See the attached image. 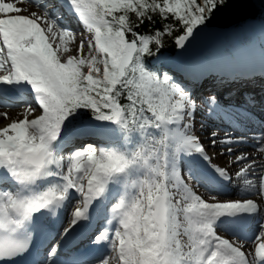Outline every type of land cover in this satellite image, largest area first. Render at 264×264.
<instances>
[{"label": "snow or ice", "instance_id": "snow-or-ice-1", "mask_svg": "<svg viewBox=\"0 0 264 264\" xmlns=\"http://www.w3.org/2000/svg\"><path fill=\"white\" fill-rule=\"evenodd\" d=\"M62 2L90 34L80 40L76 55L69 54L75 38L70 28L54 24L46 14L20 15L22 8L0 0V82H27L36 105L24 106L25 119L0 128V168L19 186L15 193L0 191V264L30 250L33 234L17 229L74 191L79 204L47 248L44 264H55L61 242L87 220L109 179L134 164L146 167L148 175L133 185L139 189L135 196L112 205L106 221H116L112 234L92 233V243L111 245L112 255L97 264H113L114 259L115 264H264V224L251 238L221 235L214 226L222 215L264 211V161L257 164L256 158L228 146L246 136L217 139L212 131L205 141L195 134V101L172 72L148 63L161 57L165 38L184 50L231 0ZM215 99L207 98L210 104ZM77 109H88L96 120L125 133L139 132L142 142L127 155L86 144L61 156L52 145ZM256 145L264 156V136L256 137ZM181 153H197L221 177L243 181L249 198L221 199L201 191L175 171ZM233 156L230 163L214 162ZM51 176H59L61 183L31 189L38 179Z\"/></svg>", "mask_w": 264, "mask_h": 264}, {"label": "trees", "instance_id": "trees-1", "mask_svg": "<svg viewBox=\"0 0 264 264\" xmlns=\"http://www.w3.org/2000/svg\"><path fill=\"white\" fill-rule=\"evenodd\" d=\"M261 2V0H231V6L218 11L208 24L226 26L235 23L244 17L253 15ZM158 24L159 22H157V26ZM145 30L142 29V31ZM165 39L166 48L163 50L173 51L175 47L174 43L168 40V38Z\"/></svg>", "mask_w": 264, "mask_h": 264}, {"label": "bare ground", "instance_id": "bare-ground-1", "mask_svg": "<svg viewBox=\"0 0 264 264\" xmlns=\"http://www.w3.org/2000/svg\"><path fill=\"white\" fill-rule=\"evenodd\" d=\"M17 6L20 7L19 4ZM74 37L75 38H74L73 42L69 44V49H70L71 52H73V50L76 47V45L80 43V40L83 39V38L79 37L78 35H76ZM2 110H5V111H2ZM19 111H21V110H19L17 107H13L12 109L1 108L0 109V113L2 112V114H0V128L7 127L9 125V123H11L13 121L16 122V121L21 120L22 117L25 116V114H24V116H21V115L19 116V113H20ZM5 114H7V115L5 116ZM9 118L10 119L14 118L15 120H12V121L9 122L8 121ZM30 118H32V117H30ZM244 145H245V143H242V142H238L237 143L236 149H239V151H237V154L250 155L253 158H256L257 164H259V163H261L263 161L262 160L263 156H261V154L256 149H254L252 152L246 151L244 149H240V147H243ZM234 159H235L234 156L233 157H226L224 159V162L225 161H231V160H234ZM218 197L221 198V199H228V198L220 196V195ZM262 224H264V223H262Z\"/></svg>", "mask_w": 264, "mask_h": 264}, {"label": "water", "instance_id": "water-1", "mask_svg": "<svg viewBox=\"0 0 264 264\" xmlns=\"http://www.w3.org/2000/svg\"><path fill=\"white\" fill-rule=\"evenodd\" d=\"M214 27H205L202 28L199 32L196 33L195 37L190 41L188 46L193 43V48L191 50H188V52L185 55H182V51L177 49L176 56L180 58V60H184L189 57H193L197 55L198 53L203 51V48L205 46V37H216V35L211 34V31H214Z\"/></svg>", "mask_w": 264, "mask_h": 264}, {"label": "rangeland", "instance_id": "rangeland-1", "mask_svg": "<svg viewBox=\"0 0 264 264\" xmlns=\"http://www.w3.org/2000/svg\"><path fill=\"white\" fill-rule=\"evenodd\" d=\"M87 37H88V35H87ZM78 49H79V45L77 46V47H75L74 48V53H70V54H73V55H76L77 54V51H78ZM203 95H205V94H203ZM240 98V97H239ZM239 100H241V98L239 99ZM225 102H227V97H226V95H222V103H225ZM208 102L207 101H202V99L200 100V106L199 107H203V106H205L206 104H207ZM85 111H87V113H89V111H88V109H79L75 114H73L74 115V117H78L80 114H83ZM203 114H198V116H202ZM18 116V115H17ZM20 116V115H19ZM206 120H208V119H206ZM115 125V124H114ZM116 126V131L118 130V131H121V129L117 126V125H115ZM193 129H194V132H195V134H197L198 135V133H200L201 131H203L204 133H205V135H206V137H208V134L210 133V132H212V131H214V129L213 128H207V125L206 124H204V123H202V122H200L199 120H197V119H194V124H193ZM208 131V132H207ZM221 160V159H220Z\"/></svg>", "mask_w": 264, "mask_h": 264}]
</instances>
